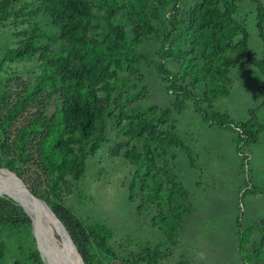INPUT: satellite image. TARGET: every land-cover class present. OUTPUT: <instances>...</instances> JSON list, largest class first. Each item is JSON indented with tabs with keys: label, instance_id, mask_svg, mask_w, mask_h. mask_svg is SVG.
Wrapping results in <instances>:
<instances>
[{
	"label": "rangeland",
	"instance_id": "rangeland-1",
	"mask_svg": "<svg viewBox=\"0 0 264 264\" xmlns=\"http://www.w3.org/2000/svg\"><path fill=\"white\" fill-rule=\"evenodd\" d=\"M32 1L16 0L11 8L19 14H10L0 22V62L22 39L19 32L28 27L29 21L21 10L26 12ZM203 1L150 0L148 12L156 30L137 41L134 46L140 60L137 70L120 71L112 92L114 97H122L116 109L121 127L106 118L103 140L94 151L87 140H83L82 150L79 143H70L83 159V169L77 177L67 172L64 176L67 182L55 184L36 159L25 163L16 160L21 178L29 188L81 221L87 233L81 236V245L91 264H245L244 259L249 264H264L263 259L259 263L252 261L247 253L253 248L252 242L264 245L262 233L248 231L257 219L264 217V104L259 91L263 75L231 46L223 50L239 58L240 63L227 67L222 77L213 80L209 72L196 74L193 70L185 74L184 53L193 48L194 37L186 32L185 23L180 20L191 21L197 30L201 29L198 14ZM92 2L94 24L105 27L107 22L104 10L98 7L99 0ZM235 4L232 16L248 31L251 55L263 57L264 43L256 27L255 1L235 0ZM153 5L157 17L152 15ZM174 16L175 28L170 24ZM36 18L41 20L40 26L58 34L49 17L39 14ZM121 18L132 38L134 34L126 17L118 15L116 20ZM239 39L240 35L234 42ZM40 41L54 50L61 46L57 40ZM161 62L177 77L175 88L171 87V76L158 70L157 64ZM0 66V124L9 110L32 92L17 109L14 120L6 125L11 136L39 113L50 117L61 104L57 91L34 88L41 73L37 54L24 60L5 61ZM198 102L201 111L196 109ZM152 108H157L151 115L156 118L155 124L161 129L174 126L172 130L180 143H153L155 167L146 174L123 153L131 146L142 150L141 141L129 138L128 116L147 114ZM165 109H169L167 119L161 114ZM250 109H256L253 116ZM214 111L227 115L221 117L222 124L203 118V112L212 117ZM246 120L255 124V138L250 143L239 137L238 128L232 129ZM32 137L36 144L40 134ZM5 158L0 167L6 168ZM152 182L160 186L162 196L147 201V184ZM3 212L0 264H47L36 246L31 218L26 212L23 210L24 215L10 209ZM26 216L29 222H25ZM240 231L248 242L244 248L239 245ZM262 251L264 248L259 253Z\"/></svg>",
	"mask_w": 264,
	"mask_h": 264
},
{
	"label": "trees",
	"instance_id": "trees-1",
	"mask_svg": "<svg viewBox=\"0 0 264 264\" xmlns=\"http://www.w3.org/2000/svg\"><path fill=\"white\" fill-rule=\"evenodd\" d=\"M15 1L0 0V22L10 14L14 16L19 14L11 8ZM254 1L256 27L264 43V1ZM149 5L150 0H99L98 7L104 10V19L107 22L105 27L93 22L94 2L92 0H33L27 4L26 12L21 10V14L28 18V27L19 32L22 39L16 47L5 53L0 65L5 61L24 60L37 54L40 59L41 73L34 88L57 91L62 102L57 105L56 111L50 117L39 113L27 125L17 130L14 136H11L7 132L6 125L14 120L17 109L26 103V97H31L32 92L24 95L19 103L9 110L5 120L0 124V163L3 157H6V168L22 177L21 169L16 166V160L25 163L34 158L38 161L40 169L55 184H59L60 181L66 183L64 176L67 172L75 177L79 175L83 169V159H80L70 147V143H79L82 150L83 140H87L94 151L98 142L103 140L102 131L105 129L106 118L114 121L118 128L121 127V117L116 109L122 97H114L112 92L117 86V76L120 71L137 70L135 67L140 63L134 50L137 41L156 30L151 20L152 16L148 12ZM235 7V0H204L199 6L198 20L202 23L199 30L192 25L191 21L180 20L185 23L186 32L194 37L193 48L184 53L185 74L193 70L197 71L196 74L200 71L209 72L213 80L222 77L227 67L237 66L240 63L239 58H233L227 55L225 49L223 50L225 46H231L240 58L247 59L263 75L259 91L263 96L264 104V56L255 58L251 55L248 31L232 16ZM150 9L152 15L157 17V9L154 5ZM39 14L52 20L58 28V34L40 26L41 20L36 18ZM118 15L126 17L134 34L132 38L124 26L123 19L116 20ZM176 21V16L170 21L173 28ZM238 35L240 39L234 42V38ZM41 38H47L49 41L57 40L61 46L58 50H54L48 43H41ZM193 51H196V54ZM157 67L165 76H171V87L175 88L177 77L169 72L162 62L158 63ZM217 87L214 85L215 89ZM100 92L102 94H99ZM208 103L211 105L210 101ZM111 104H114L112 109H110ZM196 109L201 111L199 102ZM156 110L157 108H152L147 114L128 116L131 119L128 124L129 138L141 141L142 150L139 151L135 146H131L124 151L123 156L146 170V174L155 167L156 152L153 143H180L178 135L172 130L174 126L161 129L155 124L156 118H151V115L155 114ZM255 112L256 109L249 110L252 116ZM161 114L167 119L169 109L163 110ZM224 115L227 117L226 114L214 111L210 117L203 112L205 120L210 119L218 124L223 123L221 117ZM254 126V121L246 120L233 126L232 129L236 131L239 129L241 131L239 137L250 143L255 138ZM33 134H40L36 144ZM190 160L193 164L192 156ZM156 170L161 171V168L156 166ZM147 187V201L153 198L159 200L162 196L160 186L152 182L148 183ZM30 190L43 198L31 187ZM46 201L65 225L85 263L91 264L81 245V236L87 235L81 221L69 210L57 208L51 205L49 200L46 199ZM9 209L24 215V208L15 199L0 194V221H4L3 210ZM28 216L25 217V222H29L30 216ZM237 223L240 227L239 218ZM252 230L262 233L264 237V217L257 219L250 226L248 231ZM245 242L248 244L244 232L240 231L241 248L245 247ZM252 245L253 248L247 250L248 257L259 263L262 261L260 259L264 260V251L259 253L264 245L259 242H252ZM248 262L249 260L244 259L245 264H249Z\"/></svg>",
	"mask_w": 264,
	"mask_h": 264
},
{
	"label": "bare ground",
	"instance_id": "bare-ground-1",
	"mask_svg": "<svg viewBox=\"0 0 264 264\" xmlns=\"http://www.w3.org/2000/svg\"><path fill=\"white\" fill-rule=\"evenodd\" d=\"M0 194L15 199L30 216L32 233L38 242L37 248L47 264H60L57 260L59 252L72 255L69 237L62 226L44 204L34 201L21 188L16 175L5 167H0Z\"/></svg>",
	"mask_w": 264,
	"mask_h": 264
},
{
	"label": "water",
	"instance_id": "water-1",
	"mask_svg": "<svg viewBox=\"0 0 264 264\" xmlns=\"http://www.w3.org/2000/svg\"><path fill=\"white\" fill-rule=\"evenodd\" d=\"M11 172H13V174L16 175L17 179L20 181L21 183V188L37 203H42L44 204L48 210L50 211L51 215L57 220V222L62 226V228L64 229L65 233L67 234V236L69 237L70 243H71V250H72V255L71 254H65V253H58L59 258L57 260H59L60 264H86L84 259L82 258L80 252L78 251L75 242L73 241L71 235L69 234L68 230L66 229L65 225L63 224V222L60 220V218L56 215V213L54 212V210L50 207V205L47 203V201L39 196H37L36 194H34L30 188L26 185L25 181L15 172L10 170ZM32 231H33V227H32ZM35 241H36V237H35ZM36 246L38 247V242L36 241ZM39 250V248H38ZM40 255L42 256V253L39 250ZM43 259V256H42ZM44 260V259H43ZM61 260V261H60Z\"/></svg>",
	"mask_w": 264,
	"mask_h": 264
}]
</instances>
